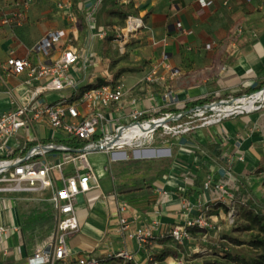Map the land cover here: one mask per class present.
Returning a JSON list of instances; mask_svg holds the SVG:
<instances>
[{
  "label": "crops",
  "instance_id": "crops-1",
  "mask_svg": "<svg viewBox=\"0 0 264 264\" xmlns=\"http://www.w3.org/2000/svg\"><path fill=\"white\" fill-rule=\"evenodd\" d=\"M205 1L206 6L200 0H127L125 4L133 2L132 14L142 18L144 26L131 35L135 38L132 42L125 33L122 43L129 51L141 54L137 61L146 63L149 69L154 62L165 59L172 71H162L166 76L162 83H140L147 67L131 74L120 59L121 78L130 80L123 98L125 114L131 110L132 98H137L145 110L157 106L158 112L179 113L221 100L231 102L264 89V0ZM26 2L0 0V112L15 107L26 92V74L15 75L5 67L9 57L40 64L56 61L66 49L74 48L79 60L70 76L81 89L105 84L109 75L119 82V71L111 68L112 56L106 48L116 45L115 23L124 19L117 14L116 3L123 4L122 0H31L24 8ZM178 22L181 28H177ZM58 30H64L67 36L49 56L33 51L50 32ZM102 32H107L108 38H100ZM169 91L180 100L165 104L163 97ZM71 92H51L47 97L55 102L69 97ZM9 144L12 149H0V158L20 156L21 151L33 145L23 140ZM93 155L98 156L95 162L91 160ZM91 156L95 167L107 159V153ZM110 163L116 161L111 158ZM263 176L264 108L201 127L193 132L188 144L180 145L171 170L151 177L155 180V203L150 206L147 199L134 205L129 202L131 209L125 216L130 233L153 229V238L140 243L123 232L116 198L125 199L115 188L133 181L119 183L105 174L100 179V189L78 197L76 210L81 229L67 235L71 255H92L103 264H184L185 254L191 250L197 253L200 247L193 246L197 240L193 233L185 245L177 244L170 237L171 229L197 218L204 207L218 219L226 209L254 205L256 198L264 199ZM208 181L211 187L205 188ZM218 184H228L232 193L224 203L218 200ZM159 188L166 194L158 193ZM4 222L10 227L21 226L17 212L14 216L7 211ZM196 230L199 228L192 229ZM6 237L0 243V264H12V253L26 264V256L31 254H27L23 243L15 250ZM18 239L21 241L20 236ZM5 246L9 249L7 255L3 253ZM122 250L131 252L134 261L114 259ZM168 250L172 253L159 260L158 256Z\"/></svg>",
  "mask_w": 264,
  "mask_h": 264
},
{
  "label": "built area",
  "instance_id": "built-area-1",
  "mask_svg": "<svg viewBox=\"0 0 264 264\" xmlns=\"http://www.w3.org/2000/svg\"><path fill=\"white\" fill-rule=\"evenodd\" d=\"M122 2L126 3L127 0ZM30 4L31 0H27L24 8ZM200 4L206 6L208 2L200 0ZM22 17L23 14H20L19 18ZM125 24L124 30L118 35L123 41L125 33L137 34L143 28L144 21L131 15L126 18ZM176 26L181 28L182 24L178 22ZM66 36L64 30L50 32L33 51L49 56L55 45ZM99 37H107V32H102ZM164 43H167L166 40ZM78 60V51L70 48L66 49L58 60L52 62L33 64L27 59L9 57L5 63V67L15 75L26 74L23 81L26 92L18 98L19 102L15 107L0 112V149L11 150L9 142L12 140L32 142L33 145L28 150L21 151L20 156L11 158L6 155L0 158V197L8 198L7 196L22 194L29 201L31 196H34L38 201H45L51 205L56 219L55 229L31 255L26 256V264H103L99 258L92 255L72 257L67 242L68 234L81 229L76 210L78 197L100 189V179L108 170L106 167L102 171H97L90 161V156L107 153L112 156L113 161L127 158V153L122 150L128 146L116 145L126 132L132 128H148L147 139H150L160 127L167 126L165 123L169 115L156 118L155 114L159 107L142 109L137 98H132L129 103L131 110L125 114L123 112L125 86L115 82L112 75L107 77L105 84L81 89L70 76V70L76 66ZM163 70L168 73L172 71L165 59L154 62L146 75V82L154 85L166 81V76L162 74ZM69 89L72 90L69 97L63 96L55 102L48 100L49 93L65 92ZM263 91L231 102L225 100L212 102L190 112L200 116L209 112L216 113L215 109L218 107L241 105L242 99L252 98ZM163 98L165 104L169 100H180L170 91ZM261 108L262 105H258L255 110L247 113L258 112ZM187 113L180 112L176 117L172 116V119L181 118ZM235 115L237 114L216 113L217 118L206 120L202 127L219 124L223 119ZM148 117L150 118L147 119ZM137 139L141 138L135 140ZM119 153L124 156H114ZM262 186L264 189V176ZM210 187L211 182H206L205 188ZM216 188L220 191L219 202L224 203L232 198L228 184H218ZM157 192L166 194L162 188ZM6 200V212L13 210L15 208L13 199ZM116 200L118 211L122 214L119 224L123 232L129 237H136L140 243L153 238V229H138L135 233H130L129 219L125 215L130 211L131 205L126 200L120 201L119 196ZM2 204L3 198H0V205ZM262 210L264 212V206ZM195 227L206 230L209 224L200 214L195 219H187L175 225L169 234L177 244L183 246L191 239L190 229ZM10 230L19 235L21 233L20 226L10 227L0 219V243ZM3 253L9 254L6 246ZM114 259L129 263L134 261V256L131 252L122 250L114 255Z\"/></svg>",
  "mask_w": 264,
  "mask_h": 264
},
{
  "label": "rangeland",
  "instance_id": "rangeland-1",
  "mask_svg": "<svg viewBox=\"0 0 264 264\" xmlns=\"http://www.w3.org/2000/svg\"><path fill=\"white\" fill-rule=\"evenodd\" d=\"M125 20V18L119 19L115 23L118 28L116 35H119L121 30L125 28ZM128 36L131 38L129 42L134 41V37H131V35ZM116 39L117 42L115 43V47L112 46L106 48L112 56V60L110 61L111 68L115 71H119L120 68H118V65L120 63L119 60L121 59L124 63H126L125 68L130 69L129 73L134 74L137 69L146 67L148 69V73L150 69L147 64L137 61L141 54L139 55L135 52L133 53L129 51L128 46H124L122 43L123 40L119 36L116 37ZM122 73L123 71H119L117 73L119 83L123 84V86L129 85L130 80L121 78L123 75ZM147 73L143 75V79L140 80V83H147ZM137 86L138 85L134 88H137ZM258 104L259 106L262 105V110L264 108V103L259 102ZM185 112H188L185 116L172 119V116L176 117V114H179L180 112L175 113L173 111H159L155 114L156 118H164L169 115L167 117V122L165 123L167 126L160 127L153 138L146 139L143 142L140 141V139H137L134 141L133 146L124 148L122 151L127 153V158L117 159L116 163H110L112 156L107 154V159L98 163L95 169L97 171H102L103 168L106 169L107 167L108 170L106 171V176L119 183L131 182L144 177L154 178L157 175L170 171L180 145L188 144L189 140L192 138L193 132L200 129L206 120L217 118L216 113L214 112H209L204 116L196 115L190 111ZM149 118L150 117L147 119ZM175 142H177V145ZM91 160L95 162L98 160V156H91ZM7 197L8 198H6V196L0 197L3 198V204L0 205V219L1 222L4 221L7 210L6 199H13L16 207L15 210L19 214L20 218L21 233L19 235L18 233L11 231L6 238L14 245V249L17 250V246L22 245V241L18 238L19 236L22 237L24 227L23 220H34L44 215L52 216L53 210L48 202L38 201L34 196L31 197L35 199L31 198L29 201L26 200L25 196L22 194ZM253 199H255V197ZM254 201V205L261 210L264 206V199L256 198ZM206 208L207 207H204L200 214L206 218L209 227L206 230L199 228V230L191 231V234H194L193 237L197 239L196 244L193 246H199L200 249L196 251L197 253L191 250L188 252L189 255L185 254L184 264H203L206 261L221 260L222 255L218 253V249L221 246L226 248L232 247V244L224 239V236L226 235L230 234L234 237L241 238L242 240H248L250 237L257 234L256 228L249 225V222L245 218L246 206H242L239 209H226L223 211V216L218 219L211 217L209 215L211 212ZM245 226H251V229L243 230ZM195 228L198 229V227ZM233 248L238 251L248 250L247 246H236ZM11 257L13 258L12 264H24V260H22L19 255H16V253H12ZM5 263L8 264L6 261Z\"/></svg>",
  "mask_w": 264,
  "mask_h": 264
},
{
  "label": "trees",
  "instance_id": "trees-1",
  "mask_svg": "<svg viewBox=\"0 0 264 264\" xmlns=\"http://www.w3.org/2000/svg\"><path fill=\"white\" fill-rule=\"evenodd\" d=\"M76 1L78 0H75V2ZM117 4L119 7L117 9V14L120 17L126 19L128 16L133 15V2H129L128 4H119L117 2L116 5ZM154 182L155 180L151 177L138 178L131 183L118 185L115 190L132 205H134L136 201L147 199L149 205L152 206L155 203L154 191L156 187ZM245 210V218L249 222V225L256 228L257 234L250 237L248 240H242L230 234L224 236V239L231 243L232 247L226 248L221 246L218 249V253L222 255V259L206 261L203 264H264V212L253 204L247 205ZM23 224L21 241L27 254H32L35 248L43 243L53 232L56 227V219L54 214H52V216L44 215L34 220L25 219L23 220ZM251 226H245L243 230H250ZM190 231H192V229H190ZM236 246H247L248 250L238 251L233 248ZM171 253L172 252L169 250L164 251L158 258L159 260H164Z\"/></svg>",
  "mask_w": 264,
  "mask_h": 264
},
{
  "label": "bare ground",
  "instance_id": "bare-ground-1",
  "mask_svg": "<svg viewBox=\"0 0 264 264\" xmlns=\"http://www.w3.org/2000/svg\"><path fill=\"white\" fill-rule=\"evenodd\" d=\"M263 102L264 103V91L261 93H258L254 95L252 98L249 99H242L241 100V105H234L230 106L228 108H216L215 112L217 114H226V115H231V114H242V113H247L252 110H255L258 107V103ZM163 121V120H162ZM161 122V121H160ZM149 137V130L147 129H138V128H132L128 132H126L122 138L121 141L117 142V146H122V145H127V146H132L134 144V140L136 138H141L140 141H144ZM115 157H122L124 156L123 154H115ZM10 215H16V210H9Z\"/></svg>",
  "mask_w": 264,
  "mask_h": 264
},
{
  "label": "water",
  "instance_id": "water-1",
  "mask_svg": "<svg viewBox=\"0 0 264 264\" xmlns=\"http://www.w3.org/2000/svg\"><path fill=\"white\" fill-rule=\"evenodd\" d=\"M264 90V89H263Z\"/></svg>",
  "mask_w": 264,
  "mask_h": 264
}]
</instances>
